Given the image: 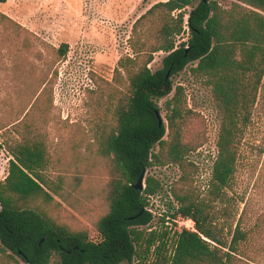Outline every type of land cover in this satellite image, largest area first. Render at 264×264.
Here are the masks:
<instances>
[{"label": "trees", "instance_id": "trees-1", "mask_svg": "<svg viewBox=\"0 0 264 264\" xmlns=\"http://www.w3.org/2000/svg\"><path fill=\"white\" fill-rule=\"evenodd\" d=\"M128 47L131 55L119 58L93 108L100 126L94 145L106 176L105 211L93 225L97 240L47 212L68 189L63 175L50 172L47 133L29 110L0 125V148L9 157L0 181V264H237L242 256L250 231L239 220L224 235L213 206L231 187L238 144L264 76V0H233L228 8L212 0L156 2L133 23ZM67 51L63 44L54 52L64 58ZM160 52L161 67L152 71ZM187 68L210 91L218 116L205 195L196 183L198 166L189 158L204 142L195 130L202 118L187 108L184 88L172 80ZM171 94L159 125L158 102ZM169 165L180 174L158 218L161 228L152 229L149 199L162 191V183L147 176L141 191L133 185L143 170ZM180 220L193 228L177 230Z\"/></svg>", "mask_w": 264, "mask_h": 264}, {"label": "rangeland", "instance_id": "rangeland-1", "mask_svg": "<svg viewBox=\"0 0 264 264\" xmlns=\"http://www.w3.org/2000/svg\"><path fill=\"white\" fill-rule=\"evenodd\" d=\"M162 0H6L0 3V15L12 19L27 32L11 27L0 17V125L29 110L41 130L47 133L53 175H63L67 184L59 206L49 205L47 212L73 231H86L97 240L94 223L105 211L102 197L106 182L104 162L96 155L94 138L100 126L93 110L95 99L112 80L119 58L131 55L128 39L135 20L154 3ZM228 8L233 0H212ZM189 9V8H188ZM187 32L179 37L183 42ZM66 44L64 58L55 50ZM27 46V47H26ZM163 53H157L150 65L161 67ZM182 86L187 108L202 118L195 124L203 144L189 158L198 166L196 183L205 195L210 168L216 155L218 116L210 91L189 68L172 78ZM44 82V83H43ZM43 83V84H42ZM158 104L164 120V103ZM24 111L23 115L21 113ZM3 133L0 132V143ZM8 154L0 148V180L7 173ZM172 165L146 172L162 183V191L149 199L159 229V217L172 200L169 187L178 179ZM144 185V183H143ZM217 224L224 235L239 220L250 231L237 264H264V76L252 110L251 121L238 144L236 172L231 187L214 204ZM165 227L170 228L167 223ZM192 229L189 220L177 222V230ZM122 264H131L124 262Z\"/></svg>", "mask_w": 264, "mask_h": 264}, {"label": "water", "instance_id": "water-1", "mask_svg": "<svg viewBox=\"0 0 264 264\" xmlns=\"http://www.w3.org/2000/svg\"><path fill=\"white\" fill-rule=\"evenodd\" d=\"M203 1H205V0H203ZM156 117H157V120H158V124L161 125L163 123V118L161 116V113L156 112ZM145 175H146V171L143 170L142 173L139 175L136 183L133 185V188L135 190L141 191L144 188L143 183L145 181ZM41 242H42V240H41Z\"/></svg>", "mask_w": 264, "mask_h": 264}, {"label": "built area", "instance_id": "built-area-1", "mask_svg": "<svg viewBox=\"0 0 264 264\" xmlns=\"http://www.w3.org/2000/svg\"><path fill=\"white\" fill-rule=\"evenodd\" d=\"M8 159H9V157L7 158V169H8ZM6 175H7V173H6ZM6 175L4 176V178L6 177ZM4 178H3V179H4ZM3 179H2V180H3ZM0 181H1V180H0Z\"/></svg>", "mask_w": 264, "mask_h": 264}, {"label": "crops", "instance_id": "crops-1", "mask_svg": "<svg viewBox=\"0 0 264 264\" xmlns=\"http://www.w3.org/2000/svg\"><path fill=\"white\" fill-rule=\"evenodd\" d=\"M9 160V159H8Z\"/></svg>", "mask_w": 264, "mask_h": 264}]
</instances>
